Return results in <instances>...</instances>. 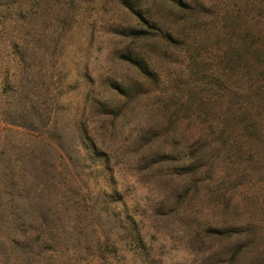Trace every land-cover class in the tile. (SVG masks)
I'll use <instances>...</instances> for the list:
<instances>
[{
    "label": "rangeland",
    "instance_id": "1",
    "mask_svg": "<svg viewBox=\"0 0 264 264\" xmlns=\"http://www.w3.org/2000/svg\"><path fill=\"white\" fill-rule=\"evenodd\" d=\"M186 1L183 18L164 0H0V264H264V160L226 145L240 80L218 65L228 12L264 47V0ZM16 166L22 212L46 216L19 255Z\"/></svg>",
    "mask_w": 264,
    "mask_h": 264
},
{
    "label": "trees",
    "instance_id": "2",
    "mask_svg": "<svg viewBox=\"0 0 264 264\" xmlns=\"http://www.w3.org/2000/svg\"><path fill=\"white\" fill-rule=\"evenodd\" d=\"M164 1L173 5L178 13L184 15L183 18L186 17L185 14L191 9L195 10V8L190 7L191 3L186 0ZM123 2L134 12L140 14L139 11L135 9L136 5L132 3L131 0H123ZM140 17L144 18L142 16ZM223 19L226 22V27L223 29L227 36V41L218 65L222 66L223 70L226 71L227 74L229 73V76L236 75L239 77L240 85L238 91L240 93L239 95L233 94L234 89H232V85L227 82V90L231 98L230 113H232V115L227 117V126L222 135L223 137H227L224 139L226 140V145L240 142L244 144L245 141V144L249 146L246 151L251 154L256 152L258 161L263 162L264 154L260 155V151H264V124L258 120V117L264 116V47L259 45L258 41L255 39L254 25L249 19H244L241 21L242 23H240L239 17H233V13L231 12L226 13ZM144 22L146 25H142L139 29H131V33L127 36L133 37L134 39L147 37L153 32L156 26L151 23V21L145 20ZM168 40L169 42L167 43L171 46H177L181 43V41H176L174 39ZM147 56L146 53L142 54L134 51L133 47H128L122 54L121 59L149 76L152 72V68ZM216 74L218 73L210 74L211 82L214 84H221V75H219L220 77L218 76L219 79H217ZM119 88L117 90L121 93ZM241 99L243 104L239 108L241 112L239 111L236 113V104L234 101L240 102ZM258 108H261L259 115ZM19 174L24 176L22 171L16 166V255H19L17 250L21 242H32V240H34V238L32 239L29 236L30 229L35 230L34 224H39L38 228H40L42 232V237H40V239L42 240L43 236H45L44 228L46 225V216L44 214H40L39 217L33 215L31 219L27 216V212L26 214L22 212L21 204L28 206L32 203V199L30 194L24 195L18 192V188H26L27 186L24 178L18 179ZM20 180L21 184L18 187L17 184H19L18 182H20ZM33 214H35V211H33ZM30 245L31 244H28L27 247ZM25 253L29 254L30 252L27 249Z\"/></svg>",
    "mask_w": 264,
    "mask_h": 264
}]
</instances>
